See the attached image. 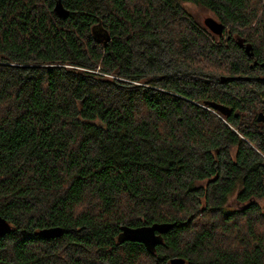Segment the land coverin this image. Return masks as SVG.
Wrapping results in <instances>:
<instances>
[{
  "label": "trees",
  "instance_id": "16d2710c",
  "mask_svg": "<svg viewBox=\"0 0 264 264\" xmlns=\"http://www.w3.org/2000/svg\"><path fill=\"white\" fill-rule=\"evenodd\" d=\"M56 1L0 0V264H264V0Z\"/></svg>",
  "mask_w": 264,
  "mask_h": 264
},
{
  "label": "water",
  "instance_id": "95a60500",
  "mask_svg": "<svg viewBox=\"0 0 264 264\" xmlns=\"http://www.w3.org/2000/svg\"><path fill=\"white\" fill-rule=\"evenodd\" d=\"M55 14L60 18H65L68 15V10L63 7L59 0L56 1L54 6ZM204 26L214 35L220 36L224 32V26L217 22L213 18H206L204 20ZM94 39L101 44H105L110 40L109 35L106 32L99 33L93 32ZM251 48L249 46H245L246 53L250 56L251 53L249 52ZM223 80V78H221ZM213 109L219 111L222 114H226V108L222 106H218L215 104L210 105ZM257 121L259 123L264 122V116L262 114L258 115ZM174 224L168 223H160V224H152L150 226H142L136 228H130L127 226H122L120 228V233L117 237L118 243L124 242H132V243H139L142 244L145 249L149 253H153L156 246L161 244L162 236L165 235ZM11 230L10 225L0 217V237L6 235ZM62 234L61 229L53 228V229H46L42 230L38 233V235L43 239H53L59 237ZM170 264H184V261L178 258L171 259L169 261Z\"/></svg>",
  "mask_w": 264,
  "mask_h": 264
},
{
  "label": "rangeland",
  "instance_id": "374dc122",
  "mask_svg": "<svg viewBox=\"0 0 264 264\" xmlns=\"http://www.w3.org/2000/svg\"><path fill=\"white\" fill-rule=\"evenodd\" d=\"M186 7L190 10V12L193 14L194 18L196 19L197 22H199L200 24L204 25V20L206 18H215L211 13L205 11V10H202V9H199L193 5H189L187 4ZM260 206L262 208H264V199L262 200H259L258 201ZM227 207H230L232 209H235V208H240V205L234 200V198L230 199L227 203Z\"/></svg>",
  "mask_w": 264,
  "mask_h": 264
},
{
  "label": "flooded vegetation",
  "instance_id": "af4514ba",
  "mask_svg": "<svg viewBox=\"0 0 264 264\" xmlns=\"http://www.w3.org/2000/svg\"><path fill=\"white\" fill-rule=\"evenodd\" d=\"M261 123H264V122H261Z\"/></svg>",
  "mask_w": 264,
  "mask_h": 264
}]
</instances>
